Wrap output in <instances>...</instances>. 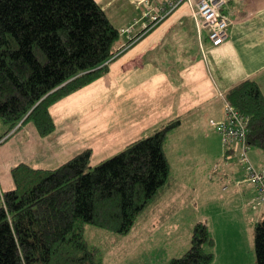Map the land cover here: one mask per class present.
<instances>
[{"label":"trees","instance_id":"obj_1","mask_svg":"<svg viewBox=\"0 0 264 264\" xmlns=\"http://www.w3.org/2000/svg\"><path fill=\"white\" fill-rule=\"evenodd\" d=\"M122 30L97 0H0V121L6 133L32 120L42 136L56 129L50 107L101 78L118 56ZM226 98L249 115L248 142L264 150V92L246 79ZM172 120L92 166V149L56 169L19 164L16 188L2 193L0 264H104L87 227L131 233L161 197L171 176L167 138ZM229 152V150L227 151ZM258 264H264V217L255 223ZM172 264H211L215 237L206 221Z\"/></svg>","mask_w":264,"mask_h":264},{"label":"crops","instance_id":"obj_2","mask_svg":"<svg viewBox=\"0 0 264 264\" xmlns=\"http://www.w3.org/2000/svg\"><path fill=\"white\" fill-rule=\"evenodd\" d=\"M97 1L122 30L118 56L108 63L110 70L101 78L50 107L56 129L49 136H42L29 120L4 132L0 137L1 193L16 188L13 169L19 164L56 169L92 149L94 166L177 119L180 125L169 134L171 153L177 161L189 160L191 151L197 158L199 149L189 150L187 145L201 139L210 149V131H218L211 120L223 119V96L229 89L254 79L264 92V0H228L225 12L232 26L230 38L221 46L210 42L206 29L200 30L194 16L196 6L189 1L155 24L146 13L154 14L168 0L148 4H141L142 0ZM254 148L249 156L257 163L264 152ZM236 151L237 147L224 149L221 162L209 176L234 182L231 187L223 183L221 190L230 191L227 202L237 201L235 214L241 219L239 229H222L224 245L220 244L219 252L227 264H257L255 223L263 219L264 207L258 204L252 183L237 185L234 180L242 170ZM224 152L230 158L223 157ZM216 241L219 244L220 237Z\"/></svg>","mask_w":264,"mask_h":264},{"label":"rangeland","instance_id":"obj_3","mask_svg":"<svg viewBox=\"0 0 264 264\" xmlns=\"http://www.w3.org/2000/svg\"><path fill=\"white\" fill-rule=\"evenodd\" d=\"M138 11L140 14L143 13V8L139 7ZM28 122L34 124L32 120ZM9 127V124L0 121V137H4V132ZM210 134L208 151L205 143H201V139H194L187 147L189 150H193L194 146L195 149H199L196 151L197 158L191 151L189 160L180 161H177L169 149L172 134L167 138L165 150L171 162L169 182L161 189L158 201L141 215L131 233L118 236L93 225L87 227L89 241L99 245L105 254L104 264H172V259L183 256L189 250L194 225L200 220L207 222L215 240L220 237L219 244L216 241L213 247H206L208 251L213 250L216 253V260L211 264H227L224 254L219 252L220 244L224 245L220 234L222 229H239L241 219L235 214L237 201L227 202L230 191L221 190L223 183L231 187L234 182L229 180L224 182L219 177L212 180L209 177L216 165L221 162L219 155L227 149L219 130L210 131ZM7 146L8 144H5V147ZM185 146L182 144L181 147L189 152ZM261 151L264 152L263 149ZM225 154L226 152L223 157ZM257 159V163L252 160L254 165L260 169L264 168V153ZM238 160L239 158L236 162L239 164ZM239 165L242 170H239L238 178L234 179L238 182L237 185L246 181L245 169ZM2 195L0 191V205L3 203ZM255 255L257 257L256 246Z\"/></svg>","mask_w":264,"mask_h":264},{"label":"built area","instance_id":"obj_4","mask_svg":"<svg viewBox=\"0 0 264 264\" xmlns=\"http://www.w3.org/2000/svg\"><path fill=\"white\" fill-rule=\"evenodd\" d=\"M150 0H142L141 4H148ZM189 1L196 6L194 16L197 18V25L202 29H206L210 42L214 46H221L230 37V29L232 20L225 12L228 0H168L162 6V9L156 10L154 14L147 12L150 15V23H158L166 18L170 10H174L183 2ZM131 31L130 28L127 29ZM224 117L221 120H211V125L216 126L222 137H224L227 147H237V158L240 164L245 169V180L252 183L257 191V202L261 207H264V168H257L249 156V149L252 147L248 142L249 138V115L243 112L225 97ZM228 153L225 158H230ZM225 190L228 186L224 187Z\"/></svg>","mask_w":264,"mask_h":264},{"label":"bare ground","instance_id":"obj_5","mask_svg":"<svg viewBox=\"0 0 264 264\" xmlns=\"http://www.w3.org/2000/svg\"><path fill=\"white\" fill-rule=\"evenodd\" d=\"M121 124H122V122H121ZM36 129H38V127H37ZM38 130H39V129H38ZM38 130H37V131H38ZM249 130H250V128H249ZM33 135H34V134H33ZM35 137H36V136H35ZM32 138H34V137L32 136ZM39 139H40V137H39ZM138 139H140V138H138ZM29 140H30V139H29ZM31 140H32V139H31ZM34 141H36V140H34ZM37 141H38V139H37ZM37 141H36V142H37ZM32 142H33V140H32ZM129 142H130V141H129ZM35 169H36V168H35Z\"/></svg>","mask_w":264,"mask_h":264}]
</instances>
